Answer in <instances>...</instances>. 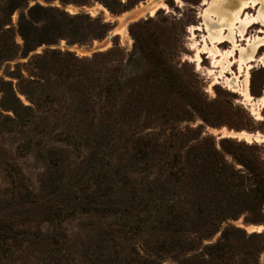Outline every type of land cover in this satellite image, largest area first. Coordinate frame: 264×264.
Masks as SVG:
<instances>
[{
	"label": "rangeland",
	"instance_id": "rangeland-1",
	"mask_svg": "<svg viewBox=\"0 0 264 264\" xmlns=\"http://www.w3.org/2000/svg\"><path fill=\"white\" fill-rule=\"evenodd\" d=\"M204 1L13 13L0 81L21 104L0 93V264H264V64L252 103L226 81H244L240 52L225 78L210 54L198 66Z\"/></svg>",
	"mask_w": 264,
	"mask_h": 264
},
{
	"label": "bare ground",
	"instance_id": "bare-ground-1",
	"mask_svg": "<svg viewBox=\"0 0 264 264\" xmlns=\"http://www.w3.org/2000/svg\"><path fill=\"white\" fill-rule=\"evenodd\" d=\"M203 5L207 6L202 13L204 22L202 26L204 30V26L206 27L209 36L202 41V44H199L201 48L198 47L195 62L200 67L202 55L210 54L214 60L215 68L221 67L222 69H220V77H224L227 72L232 73L233 62L231 59L237 55V52H240L239 60L236 61L237 58H235L234 63H240V74L244 73V81L242 83L240 77L237 76L232 79L227 78L226 81L232 90L239 92L246 101L252 103L254 98L249 89L250 71L253 69L254 63L264 64V57L260 59L258 57L259 51L264 47V37L248 38V32L255 25L264 27V0H212L208 3L204 1ZM164 6L162 3L161 7ZM157 10V7L152 9L150 15L153 16ZM248 10H258L257 15L247 12ZM145 12L147 11L145 10ZM198 29L201 30V26ZM258 33L264 34V31L260 30ZM226 42L230 43L231 50L224 53L220 46ZM241 42H247L246 47L242 48ZM236 136L249 143L253 140H261L260 136L244 132Z\"/></svg>",
	"mask_w": 264,
	"mask_h": 264
},
{
	"label": "trees",
	"instance_id": "trees-1",
	"mask_svg": "<svg viewBox=\"0 0 264 264\" xmlns=\"http://www.w3.org/2000/svg\"><path fill=\"white\" fill-rule=\"evenodd\" d=\"M24 0H7V4L4 5V7L2 9H0V13L2 14V16H0V36H2V34H4L7 38L6 41V45L9 43H13L14 39H13V32L12 29L9 28L7 29V27L10 25L11 22V16L13 15L14 12H16L17 10H19L23 4ZM41 11H48L46 8H43L39 5L31 8L30 10V16L33 17L34 15H36L37 13H40ZM71 19V18H70ZM28 22V19L26 16H23L20 20V29L23 30L22 32V36L24 38V40L27 42L28 38L24 33V29L26 27V24ZM98 31L99 33L97 34L98 37L105 34L106 33V25L104 24H98ZM3 44V43H2ZM42 44H44L43 42L41 44L35 45L33 48H38L40 47ZM13 45H15V43H13ZM8 47V46H7ZM32 48V49H33ZM10 51V50H8ZM13 51V50H11ZM31 50H29L30 52ZM10 53V52H9ZM73 57V56H72ZM75 59V58H74ZM77 61H79L78 59H76ZM0 84H2L3 88H1L0 93H3L6 96H10L12 94V97L20 102L19 98L17 97L15 91L12 89L13 87L10 85V90L7 88L9 83L5 82V81H0ZM12 90V91H11ZM4 100V99H3ZM21 104V102H20ZM3 107H5L6 109L12 110V111H16L15 106H13L12 108L7 107L6 105H3Z\"/></svg>",
	"mask_w": 264,
	"mask_h": 264
},
{
	"label": "snow or ice",
	"instance_id": "snow-or-ice-1",
	"mask_svg": "<svg viewBox=\"0 0 264 264\" xmlns=\"http://www.w3.org/2000/svg\"><path fill=\"white\" fill-rule=\"evenodd\" d=\"M175 2H176L177 4H180V3H181V0H175ZM205 2H207V0H205Z\"/></svg>",
	"mask_w": 264,
	"mask_h": 264
}]
</instances>
